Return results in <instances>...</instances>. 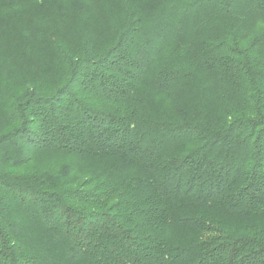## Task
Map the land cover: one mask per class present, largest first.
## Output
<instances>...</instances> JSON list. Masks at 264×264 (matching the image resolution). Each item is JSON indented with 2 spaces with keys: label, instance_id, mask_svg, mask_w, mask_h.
I'll return each mask as SVG.
<instances>
[{
  "label": "trees",
  "instance_id": "1",
  "mask_svg": "<svg viewBox=\"0 0 264 264\" xmlns=\"http://www.w3.org/2000/svg\"><path fill=\"white\" fill-rule=\"evenodd\" d=\"M0 264H264V0H0Z\"/></svg>",
  "mask_w": 264,
  "mask_h": 264
},
{
  "label": "rangeland",
  "instance_id": "2",
  "mask_svg": "<svg viewBox=\"0 0 264 264\" xmlns=\"http://www.w3.org/2000/svg\"><path fill=\"white\" fill-rule=\"evenodd\" d=\"M5 38H2V40H4Z\"/></svg>",
  "mask_w": 264,
  "mask_h": 264
}]
</instances>
